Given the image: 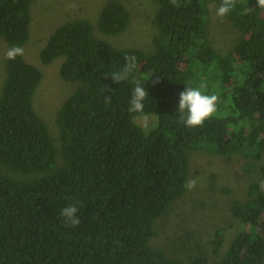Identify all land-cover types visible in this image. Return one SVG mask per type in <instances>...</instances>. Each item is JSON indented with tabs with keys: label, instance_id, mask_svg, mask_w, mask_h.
Returning <instances> with one entry per match:
<instances>
[{
	"label": "trees",
	"instance_id": "trees-1",
	"mask_svg": "<svg viewBox=\"0 0 264 264\" xmlns=\"http://www.w3.org/2000/svg\"><path fill=\"white\" fill-rule=\"evenodd\" d=\"M31 1L0 0V38L11 48L28 41ZM154 1L158 35L149 53L113 48L94 38L85 20L66 22L47 38L41 63L62 57L61 78L82 85L58 111L57 165V149L32 105L41 72L22 56L6 59L0 165L47 174L26 182L0 178V264H185L150 240L154 221L186 191L188 151L264 158V9L256 0H235L225 17L240 37L234 53L221 54L208 32V2L221 0ZM129 19L126 7L110 0L98 26L116 35ZM126 56L136 57V70L115 83L105 74L120 71ZM136 81L148 93L144 112L156 117L149 132L128 111ZM201 85L219 96L217 111L203 126L187 128L176 111L179 93ZM104 95H111L110 104ZM259 175L247 199L230 207L245 229L219 261L192 257L190 264H264V164ZM68 205L78 209V226H66L60 216ZM222 240L217 233L214 252Z\"/></svg>",
	"mask_w": 264,
	"mask_h": 264
},
{
	"label": "rangeland",
	"instance_id": "rangeland-1",
	"mask_svg": "<svg viewBox=\"0 0 264 264\" xmlns=\"http://www.w3.org/2000/svg\"><path fill=\"white\" fill-rule=\"evenodd\" d=\"M110 0H32L28 41L21 46L25 62L37 67L41 79L32 98V105L44 121L54 146L57 149V163H61L60 131L57 127L58 111L82 85L79 82H65L59 73L63 58H55L49 65H43L39 54L47 38L59 26L69 21L89 22L94 38L103 40L118 50L139 49L152 51V40L158 35L154 23L158 3L154 0H116L121 2L130 14L127 28L116 35H105L98 26L102 7ZM75 7H70V5ZM219 5L208 2L210 43L221 54L234 53L240 32L226 18H218L215 10ZM11 47L0 38V96L6 75V52ZM149 116V128L142 127V121L134 119L144 132L156 125V117ZM189 178L197 181L193 190L185 191L176 200L166 215L154 221L155 235L150 246L160 249L165 255L190 264L192 257H204L210 262L219 261L231 241L245 227L236 221L230 212L233 201L247 199L249 185L258 180L260 161L241 155L222 157L207 151L189 150ZM248 168H252L248 170ZM47 173L22 174L0 165V178L14 181H31ZM223 237L218 252H214L216 234Z\"/></svg>",
	"mask_w": 264,
	"mask_h": 264
},
{
	"label": "clouds",
	"instance_id": "clouds-1",
	"mask_svg": "<svg viewBox=\"0 0 264 264\" xmlns=\"http://www.w3.org/2000/svg\"><path fill=\"white\" fill-rule=\"evenodd\" d=\"M256 6L264 9V0H256ZM75 7V5H70ZM235 7V0H221V4L216 8L215 15L218 18H223L228 15ZM24 54V49L19 46L10 48L5 55L8 60H14L18 56ZM136 57H125V64L120 71L105 74L110 76L111 80L115 83L128 80L136 70ZM159 81H155L158 83ZM136 87L133 88L131 97L129 99L128 111L133 114H137V119L142 121V127L144 129L149 128V116L144 112L145 100H148V93L144 88V85H140L139 81H136ZM204 86L198 87H185L183 91L179 93L178 107L176 111L179 113V119L184 123L187 128H195L203 126L204 122L210 119L217 111V103L219 96L217 94H205L202 91ZM105 91L110 89L105 88ZM112 100L111 95H104L105 104H110ZM197 181L190 179L185 188L187 190H193L196 187ZM259 189L264 191V180L259 182ZM78 209L75 205H68L60 211V216L63 219L66 226L74 227L78 226L80 220L78 218Z\"/></svg>",
	"mask_w": 264,
	"mask_h": 264
}]
</instances>
